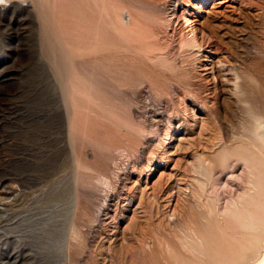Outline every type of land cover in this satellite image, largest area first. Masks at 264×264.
I'll return each instance as SVG.
<instances>
[{"label": "rangeland", "instance_id": "obj_1", "mask_svg": "<svg viewBox=\"0 0 264 264\" xmlns=\"http://www.w3.org/2000/svg\"><path fill=\"white\" fill-rule=\"evenodd\" d=\"M2 3L0 264H102L103 252L96 246L99 238L103 237V227L95 226L93 234L85 233V227L93 222V215L81 209L79 189L97 179L98 174L92 170L97 164L113 157L112 151L99 153L95 146L102 137L98 127L113 116L108 113H116L120 108L114 102L112 90L96 85L98 77L95 74L80 72L76 67L74 49L81 41L70 28L73 19L71 10H76L78 23L80 20L88 23L90 18L96 20V16L106 38L115 40L113 47L122 53L132 54L137 60L136 65L145 68L142 71L145 84L140 86L141 89L151 81L161 85L162 92L155 90L156 95H160L157 97L160 101L155 98L158 101L156 104L153 99V108L171 106L174 102L173 89L179 90L183 96L181 99L197 106V99L187 85L192 81L189 70L175 65L171 55H166L165 48L160 50L164 45L160 39L164 35L151 24L150 11L141 7L143 0H101L99 4L96 0H2ZM179 45L182 50L186 48L184 43ZM88 47L89 54H96V47ZM153 54L164 57L153 62L147 60L146 56ZM263 55H242V63L253 60L261 71L258 75L251 73L244 76L243 70L245 83L252 81L251 77L264 79ZM184 63L189 66L191 59H185ZM215 66L226 81V93L234 95L233 79L241 71H233L224 63H215ZM151 68L155 76L151 74ZM112 79L118 85L115 90H124L133 82L123 72L119 76L112 75ZM48 82L55 84L61 92L67 90L70 105L67 136L64 129L58 134L59 127L55 125L54 117L49 115ZM207 88L209 85L201 92L211 97ZM253 97L259 99L262 94L255 91ZM125 120L128 126H137L129 119ZM110 123L116 135L125 134L124 127L118 122ZM206 123L204 129L217 137V123L211 117ZM185 131H188L187 126L178 127L179 136ZM238 131V127L230 126L228 144L236 143ZM69 147L73 149L75 164ZM88 151H91L92 157ZM82 160V163H87L84 171L80 168ZM120 160L118 163H122L123 160ZM104 167L106 169V165ZM215 178L217 176L212 182ZM258 181L260 208L256 218L251 217L253 207H249L243 210L246 221H241L235 211L238 201L233 197H230L226 210H220L222 196L216 190H209L205 196L206 200L213 202V214L203 213L195 217L183 230L175 227L173 231H157L151 225L147 236L158 241L157 252L153 255L136 252L121 263L122 255H118L113 264H128L130 260L134 264H252L264 251V165ZM206 203H201L204 210L207 209ZM118 222L123 224L122 220ZM137 236L135 233L133 238ZM63 256H68V260H63Z\"/></svg>", "mask_w": 264, "mask_h": 264}, {"label": "bare ground", "instance_id": "obj_2", "mask_svg": "<svg viewBox=\"0 0 264 264\" xmlns=\"http://www.w3.org/2000/svg\"><path fill=\"white\" fill-rule=\"evenodd\" d=\"M96 1L97 4L101 2ZM260 1L143 0L142 9L146 7L150 11L151 24L164 35L160 39L164 44L160 50L165 48L166 55H171L175 65L189 70L192 81L187 85L197 99V106L189 104L181 99L183 96L178 89H173L174 102L159 108L152 107V100L158 102L156 99L159 100L160 95L157 96L155 90L161 91V85L151 81L141 89L140 86L145 84L142 73L145 68L136 65L137 60L132 54L113 47L115 40L106 38L96 16V20L90 18L88 23L83 20L78 23L76 10H71L70 28L81 41L78 46L72 43L76 46L73 59L77 69L95 74L98 77L96 85L112 90L114 102L120 108L116 113H108L113 116L98 127L102 137L95 146L99 153L112 151L113 157L97 164L92 169L98 174L97 179L79 189L81 209L93 215V222L85 227V233L90 235L95 226L103 227V237L96 246L103 252L102 264H113L118 255H122L121 263L136 252L155 254L158 241L147 236L151 225L157 231H173L175 227L183 230L195 217L213 214V202L205 196L209 190H216L222 196L220 210H226L233 197L238 201L235 211L241 221H246L245 208L253 207L251 217H257L260 208L258 178L264 165V79L257 76L261 71L253 60L242 63V55L262 57L264 54V1ZM181 43L186 46L183 50ZM90 45L97 48L96 54H89ZM146 57L153 62L164 56ZM185 59H191L189 66L184 63ZM215 63H224L233 71H241L233 79L234 95L226 93V81ZM243 70L244 76L252 73L257 77H251L252 81L245 83ZM120 72L133 82L124 90H115L118 85L112 75L119 76ZM207 85L211 97L201 92ZM48 87L49 115L55 118L52 119L59 127L58 134L64 129L67 136L70 119L67 90L61 92L51 82ZM255 91H260L262 97H253ZM210 117L217 123V137L204 129ZM126 118L137 126H128ZM111 121L122 125L125 134L116 135ZM179 126H187L188 131L179 136ZM230 126L239 129L235 144L227 142ZM69 150L75 164L73 149L69 147ZM88 152L92 157L91 151ZM120 159L122 163H118ZM82 162L80 168L84 171L87 163ZM214 176L220 177L218 182L217 178L212 182ZM249 190L251 192H247ZM202 202H207L206 210ZM120 220L123 224L118 222ZM135 233L138 238L134 239ZM62 258L68 260V256ZM128 262L134 264L131 260ZM252 264H264V251Z\"/></svg>", "mask_w": 264, "mask_h": 264}]
</instances>
